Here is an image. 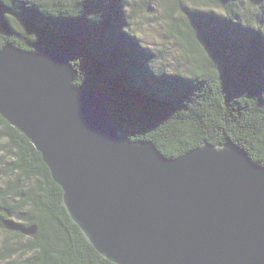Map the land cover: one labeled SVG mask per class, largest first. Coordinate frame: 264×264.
Returning <instances> with one entry per match:
<instances>
[{
    "label": "trees",
    "instance_id": "16d2710c",
    "mask_svg": "<svg viewBox=\"0 0 264 264\" xmlns=\"http://www.w3.org/2000/svg\"><path fill=\"white\" fill-rule=\"evenodd\" d=\"M151 24L167 27L177 52L168 69L164 47L155 54L143 36ZM5 44L66 56L76 86L110 96L121 134L164 157L232 143L264 167V0H0ZM1 138L0 264H113L72 222L41 154L0 116Z\"/></svg>",
    "mask_w": 264,
    "mask_h": 264
},
{
    "label": "water",
    "instance_id": "95a60500",
    "mask_svg": "<svg viewBox=\"0 0 264 264\" xmlns=\"http://www.w3.org/2000/svg\"><path fill=\"white\" fill-rule=\"evenodd\" d=\"M74 82L62 54L0 50V116L41 154L72 222L103 258L264 264V167L232 143L164 157L121 134L108 94Z\"/></svg>",
    "mask_w": 264,
    "mask_h": 264
},
{
    "label": "rangeland",
    "instance_id": "374dc122",
    "mask_svg": "<svg viewBox=\"0 0 264 264\" xmlns=\"http://www.w3.org/2000/svg\"><path fill=\"white\" fill-rule=\"evenodd\" d=\"M163 27L160 25H153L141 27L143 36L145 37L147 41V46L150 50H152L155 54H157V50L164 47V51L166 52V68H170L171 65H173V61H175L173 56H177V52L175 51V48H172L173 43H169L168 40L163 38L167 31L166 26L163 24ZM6 138L0 139V145L6 144ZM31 186L30 184L28 187Z\"/></svg>",
    "mask_w": 264,
    "mask_h": 264
}]
</instances>
